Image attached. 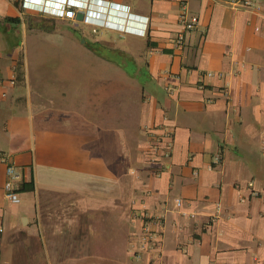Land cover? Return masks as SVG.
<instances>
[{
  "label": "crops",
  "instance_id": "crops-1",
  "mask_svg": "<svg viewBox=\"0 0 264 264\" xmlns=\"http://www.w3.org/2000/svg\"><path fill=\"white\" fill-rule=\"evenodd\" d=\"M89 2H113L122 39L69 42L0 0V152L20 197L0 160V264H264V0ZM117 68L141 90L121 117Z\"/></svg>",
  "mask_w": 264,
  "mask_h": 264
},
{
  "label": "rangeland",
  "instance_id": "rangeland-1",
  "mask_svg": "<svg viewBox=\"0 0 264 264\" xmlns=\"http://www.w3.org/2000/svg\"><path fill=\"white\" fill-rule=\"evenodd\" d=\"M90 5H92L91 2ZM91 7L93 9H98L94 5H92ZM94 16H96V14L92 13V18L90 19V21L93 22V24L90 23V25H82L79 23V21L77 24V22L73 20H65V19L60 20L53 17H47L37 12L29 13L25 17H26V22L29 24L31 29L34 30L44 29L52 32H56V31L66 32L68 34V37H70L68 40L69 42L79 43L81 39L84 38L88 40H92L93 33L96 36L95 38L97 39L100 38L106 41H108L109 38L122 39L121 36H119L118 31L112 34L111 33L112 30H110L108 27L103 25L96 26V24L94 23V18H93ZM95 50L101 55V57H106V58L113 57L112 60L117 61V57H115L114 52H111V49L106 48L103 45H99L95 48ZM138 58L140 59L141 62H143L142 61L143 55L138 56ZM100 64H101L100 65L101 74H103L104 63L101 60H100ZM124 64L127 69L131 68L132 66V62L129 59H125ZM121 69L122 68H117L118 85L116 87L115 84L113 87L116 89L113 92L111 91L112 94H115L117 96L116 102L113 104L111 103V105H113L116 108V113L118 114L119 117L123 116L126 111L135 113L137 110L138 103L141 99V90L138 85V81L136 80L135 77H131V78L128 77ZM89 70L90 68L88 69V71L86 69L85 72L86 73L91 72ZM113 83L114 82L112 81L111 85H113Z\"/></svg>",
  "mask_w": 264,
  "mask_h": 264
},
{
  "label": "built area",
  "instance_id": "built-area-1",
  "mask_svg": "<svg viewBox=\"0 0 264 264\" xmlns=\"http://www.w3.org/2000/svg\"><path fill=\"white\" fill-rule=\"evenodd\" d=\"M230 4L235 7H251L252 6V0H230ZM22 6L28 8V9H33L36 11H40L44 14L53 16V17H61V18H67V19H75L76 15L79 12H82L85 14V9L84 7H78L76 6L75 2L73 0H59V3L57 2L54 7H50L48 4L45 3H40L39 0H22ZM86 17V16H85ZM182 23H183V29L184 30H192L195 28V26L198 23V17L196 15H188L186 17L182 18ZM132 32H138V28L133 27L130 29ZM183 32L179 33L177 36V45L181 46L183 44ZM207 75H211V72H206ZM150 131V137L152 140L150 141V144L152 148L155 150L159 147L160 145V136L155 134ZM171 135L170 130L164 131V136L169 137ZM169 146H170V141L167 140L165 144V155L169 153ZM215 162L219 161V156H216ZM0 160L4 161L6 163L5 165V173H6V178L3 184L4 188V193L5 196L11 201V202H18L19 201V194L18 190L15 186V179L18 177V173L14 167V165L7 161L6 154L3 152H0ZM252 195H254V192H251ZM177 204H180V200H177ZM0 231H2V228L0 227ZM152 239H153V233H151L147 228L143 229V244L141 245V248L149 247L152 244Z\"/></svg>",
  "mask_w": 264,
  "mask_h": 264
},
{
  "label": "clouds",
  "instance_id": "clouds-1",
  "mask_svg": "<svg viewBox=\"0 0 264 264\" xmlns=\"http://www.w3.org/2000/svg\"><path fill=\"white\" fill-rule=\"evenodd\" d=\"M39 1H40V3H45L47 1L48 2V5L50 7H54L57 2L59 3V0H43V1L42 0H39ZM69 1H71V0H69ZM73 1L75 2L76 6H78V7H84L85 14L83 13V15H84V18L83 19L87 18V15L88 14H90L92 16V13H95L96 14V19H98V21H101L102 22L101 25H103V23L104 24H107L108 19H110V21H113V18H115V15L113 13L109 12L110 9L113 8V2L106 3V4L105 3H102V5L99 4L97 6V8H100V9L103 10L104 16L106 15V17H105L107 19L106 20V19H103L104 17H100L101 16V14H100L101 12H99V10H97V9H93L91 7L92 5H90V2L88 0H73ZM146 25H147V21H146Z\"/></svg>",
  "mask_w": 264,
  "mask_h": 264
},
{
  "label": "water",
  "instance_id": "water-1",
  "mask_svg": "<svg viewBox=\"0 0 264 264\" xmlns=\"http://www.w3.org/2000/svg\"><path fill=\"white\" fill-rule=\"evenodd\" d=\"M84 18V15L83 13L79 12L77 15H76V19L78 20H82Z\"/></svg>",
  "mask_w": 264,
  "mask_h": 264
},
{
  "label": "trees",
  "instance_id": "trees-1",
  "mask_svg": "<svg viewBox=\"0 0 264 264\" xmlns=\"http://www.w3.org/2000/svg\"><path fill=\"white\" fill-rule=\"evenodd\" d=\"M13 21H17V18H11ZM20 65H21V62H18V66H17V68L19 69V67H20Z\"/></svg>",
  "mask_w": 264,
  "mask_h": 264
}]
</instances>
